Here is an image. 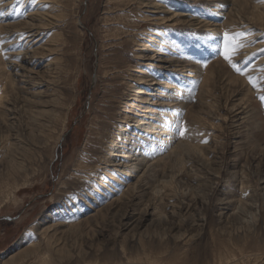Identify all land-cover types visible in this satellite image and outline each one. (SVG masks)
<instances>
[{
  "label": "rangeland",
  "instance_id": "obj_1",
  "mask_svg": "<svg viewBox=\"0 0 264 264\" xmlns=\"http://www.w3.org/2000/svg\"><path fill=\"white\" fill-rule=\"evenodd\" d=\"M262 97L264 0H0V264H264Z\"/></svg>",
  "mask_w": 264,
  "mask_h": 264
},
{
  "label": "snow or ice",
  "instance_id": "obj_2",
  "mask_svg": "<svg viewBox=\"0 0 264 264\" xmlns=\"http://www.w3.org/2000/svg\"><path fill=\"white\" fill-rule=\"evenodd\" d=\"M245 33H235L231 36L226 32L225 33V46L224 51L222 52V55L224 56L225 60H227L234 68H237V65L233 63L232 61V55H234L237 48L242 47V44H240L237 40L238 37L244 36ZM239 71L240 69L237 68ZM250 82H251V78ZM264 99V97H262ZM186 133V129L182 128L180 131V135L183 136Z\"/></svg>",
  "mask_w": 264,
  "mask_h": 264
},
{
  "label": "bare ground",
  "instance_id": "obj_3",
  "mask_svg": "<svg viewBox=\"0 0 264 264\" xmlns=\"http://www.w3.org/2000/svg\"><path fill=\"white\" fill-rule=\"evenodd\" d=\"M227 0H224V2H226ZM229 2V1H228ZM174 16V15H173ZM172 19V18H171ZM27 22V21H26ZM22 23V22H21ZM23 24H24V21H23ZM34 33H30L29 35H28V41H31V40H33V38L31 37L32 35H33ZM35 39V38H34ZM34 42H36V41H34ZM33 44V43H32ZM29 51V50H28ZM26 52V51H25ZM17 54V53H16ZM142 91L141 90H135L134 91V93H133V98L131 97V99H132V102L134 101V102H140V100L139 101H137L136 99H135V96L136 95H138L139 93H141ZM139 96V95H138ZM132 102H130V103H125L126 104V107L128 106V108L130 107L131 109L135 106H133V104H132ZM127 109V108H126ZM143 111L144 112H151V108H148V106H146V108L145 109H143ZM137 116V113H135V115H134V117H126V118H128V120L129 121H133L134 123H136V125L137 124H142L143 122L141 121V119L140 118H137L136 117ZM144 116V118H146L145 117V115H143ZM165 117V116H164ZM125 119V118H124ZM140 119V120H139ZM127 120V121H128ZM124 122V121H123ZM133 124V123H132ZM159 124V123H158ZM155 125V124H154ZM160 127H161V125H159ZM154 127V126H153ZM163 132V131H162ZM141 160H144V158H140ZM139 159V160H140ZM130 165V164H129ZM133 169V168H132ZM131 170V169H130ZM123 171V170H122ZM125 172V171H124Z\"/></svg>",
  "mask_w": 264,
  "mask_h": 264
}]
</instances>
